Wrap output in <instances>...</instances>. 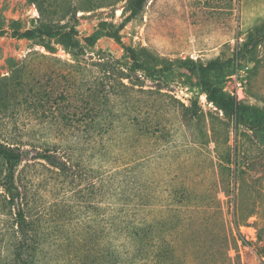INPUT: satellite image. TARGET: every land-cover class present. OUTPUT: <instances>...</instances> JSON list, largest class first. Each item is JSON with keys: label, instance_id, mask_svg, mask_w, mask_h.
<instances>
[{"label": "rangeland", "instance_id": "obj_1", "mask_svg": "<svg viewBox=\"0 0 264 264\" xmlns=\"http://www.w3.org/2000/svg\"><path fill=\"white\" fill-rule=\"evenodd\" d=\"M37 15L30 0H0V136L21 148L31 264H219L227 245L234 264L244 251L264 264V0L79 11L66 28L77 59ZM10 244L0 237V264Z\"/></svg>", "mask_w": 264, "mask_h": 264}, {"label": "trees", "instance_id": "obj_2", "mask_svg": "<svg viewBox=\"0 0 264 264\" xmlns=\"http://www.w3.org/2000/svg\"><path fill=\"white\" fill-rule=\"evenodd\" d=\"M36 8L37 16L41 26L48 28L55 32V43L62 45L64 48H71L69 52L75 59L83 55V51L79 48V43L75 38V32L72 28L66 29L71 19L76 17V13L79 11L86 12L92 11L103 7H110L116 3H133L135 8L141 9L148 0H30ZM34 30H26L20 37L31 38L33 37ZM257 43V42H255ZM43 47L50 52L53 51V47L50 44H44ZM129 51V50H128ZM113 60L99 58L95 63L101 66V70L104 75L116 78V81L121 86L126 87L127 84L123 82L127 79L132 85L130 80V74L127 71L122 70L121 67L117 68L112 64ZM115 61V60H114ZM117 63V62H114ZM120 63V62H118ZM125 68V67H124ZM126 69V68H125ZM19 92H22V82L19 84ZM8 88L0 90V101L7 96ZM17 93L14 94V97ZM35 93H31L29 99L33 100L30 104H38L39 98H35ZM9 98V97H8ZM25 101V100H24ZM4 104L5 102H1ZM197 107L196 101H192L190 106L184 107V110L188 111ZM195 113V111H193ZM70 115L64 114L60 116V119L66 121L70 119ZM257 115L253 113L251 121L255 122ZM0 157L3 159V163L0 166V214L9 216L5 219L9 228L2 230L0 233L1 240L4 241L9 236L10 245L4 246L5 252L1 258V264H31L32 261V238L33 227L32 220H30L26 207L21 202L22 192L17 184L15 172L18 166L22 163L21 148L18 144L9 142L0 136ZM38 159L44 160L48 165L57 170L61 175L67 176L70 172L68 162L62 157L52 155L49 151L45 150L42 154H39ZM18 202V208L15 210L14 205ZM240 237V234H238ZM241 238L232 236L234 244ZM260 233L257 235V240H261ZM242 245H248V242L241 239ZM228 244V243H227ZM229 248V245H227ZM227 248V251H228ZM224 253V258L219 264H234L227 253ZM260 253V254H259ZM259 255H264V248H261ZM247 251H244L243 261L242 256L237 254V264H247L246 260ZM215 263V262H213Z\"/></svg>", "mask_w": 264, "mask_h": 264}, {"label": "built area", "instance_id": "obj_3", "mask_svg": "<svg viewBox=\"0 0 264 264\" xmlns=\"http://www.w3.org/2000/svg\"><path fill=\"white\" fill-rule=\"evenodd\" d=\"M182 101H184V100L182 99Z\"/></svg>", "mask_w": 264, "mask_h": 264}]
</instances>
